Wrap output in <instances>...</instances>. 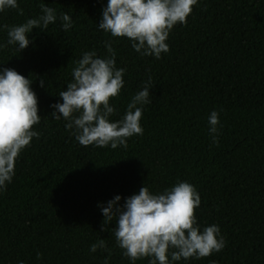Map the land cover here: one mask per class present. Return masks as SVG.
Returning <instances> with one entry per match:
<instances>
[{
    "label": "trees",
    "instance_id": "trees-1",
    "mask_svg": "<svg viewBox=\"0 0 264 264\" xmlns=\"http://www.w3.org/2000/svg\"><path fill=\"white\" fill-rule=\"evenodd\" d=\"M41 3L58 16L68 13L73 24L65 30L58 18L34 28L26 49H0V66L32 79L41 116L33 125L39 137L21 151L12 182L0 192V264H104L105 257L131 264L112 232L100 230L98 202L119 194L122 203L143 184L159 192L178 181L195 186L198 223L219 225L226 245L175 264H264V0H198L187 22L170 31L169 51L159 59L97 27L107 0H18L23 14L6 9L0 24L38 17ZM105 41L112 42L116 66L126 69L123 88L110 99L116 108L110 120L122 118L152 77L143 134L127 138L126 148L82 146L66 121L50 114L82 53L107 55ZM213 110L220 121L216 142L208 131ZM100 239L106 250L90 252Z\"/></svg>",
    "mask_w": 264,
    "mask_h": 264
},
{
    "label": "clouds",
    "instance_id": "clouds-1",
    "mask_svg": "<svg viewBox=\"0 0 264 264\" xmlns=\"http://www.w3.org/2000/svg\"><path fill=\"white\" fill-rule=\"evenodd\" d=\"M198 0H107L102 8V18L97 27L112 37L128 38L131 47L141 56L159 59L169 51L166 42L177 23L185 24ZM41 14L15 25L0 24L6 31V40L0 49L15 45L26 49L32 40L29 34L34 28L46 29L57 19L63 29L72 27L73 21L66 12L44 3ZM15 9L23 14L18 0H0V12ZM107 55H97L94 50L85 51L71 69L72 79L57 101L50 105V113L56 120L63 118L66 129H71L75 140L82 146L127 147V138L142 135L141 118L144 106L151 103L152 77L142 81V87L131 96L124 115L110 120L116 111L110 99L118 96L125 81L126 69L116 66V53L111 41H105ZM32 79L14 68L0 66V192L12 182L15 162L21 151L30 145L40 133L33 128L40 122L38 97L31 88ZM45 87V81H40ZM219 113L208 115V131L213 142L218 140ZM122 197L117 194L106 202H98L103 215L101 231H111L122 255L131 264L148 258V264H175L181 259H200L221 251L226 240L217 224L204 227L198 223L195 210L201 204L199 192L187 181H178L162 191L153 192L143 184L137 192ZM114 222V227L108 226ZM106 250L104 239L92 243L89 251ZM111 253L109 252V256ZM41 256L37 253V258ZM18 264H24L18 261ZM109 264V257L104 258ZM210 264H215L214 261Z\"/></svg>",
    "mask_w": 264,
    "mask_h": 264
}]
</instances>
